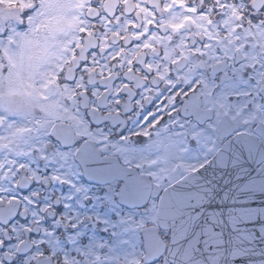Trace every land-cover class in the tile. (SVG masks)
I'll return each mask as SVG.
<instances>
[{
	"label": "snow or ice",
	"instance_id": "obj_1",
	"mask_svg": "<svg viewBox=\"0 0 264 264\" xmlns=\"http://www.w3.org/2000/svg\"><path fill=\"white\" fill-rule=\"evenodd\" d=\"M233 139L264 148V0H0V264H22L3 238L17 232L28 264H142L41 229L82 227L91 190L142 209L127 223L158 249L148 222L174 213L154 189L208 163H184L190 149L223 163Z\"/></svg>",
	"mask_w": 264,
	"mask_h": 264
},
{
	"label": "water",
	"instance_id": "obj_2",
	"mask_svg": "<svg viewBox=\"0 0 264 264\" xmlns=\"http://www.w3.org/2000/svg\"><path fill=\"white\" fill-rule=\"evenodd\" d=\"M231 143L223 163L213 156L166 191L154 189L153 197L163 196L174 215L148 226L158 249L141 230L144 263L165 256L170 264H264V148L257 141L249 152ZM159 230L170 232L168 245Z\"/></svg>",
	"mask_w": 264,
	"mask_h": 264
},
{
	"label": "flooded vegetation",
	"instance_id": "obj_3",
	"mask_svg": "<svg viewBox=\"0 0 264 264\" xmlns=\"http://www.w3.org/2000/svg\"><path fill=\"white\" fill-rule=\"evenodd\" d=\"M81 186L85 188L89 187L87 185ZM160 189L162 191L164 188ZM57 191H59V189H57ZM76 196L77 191L69 186V190L63 193L64 202L70 203V201ZM104 197L105 193L93 192L89 190L87 197L77 200L76 206L72 208V212L74 215H80L81 221H83L86 217H91V219H88L87 222L84 223L82 227H78L76 231H70L66 224H61L59 221H57L53 226H50V228L42 227L41 231L44 235L41 236V239H44L45 242L48 243L49 247L56 248L57 250L65 249L67 251L73 252L77 249L84 250L91 249L93 247H95L97 251H101L100 246L107 245L108 247L102 250V254H109L114 257L118 256L121 262H123L125 259L131 260L138 258L141 260L142 264H146L143 261L144 249H142V252H140V255L137 257L134 255L133 225L126 229L125 234L126 236L128 235V237L125 243L119 246L115 252H110V249L113 247L115 241L113 233L119 232V227H114V225L119 224V209L128 214H133L135 211L143 210L140 209L129 212L117 206L119 205L118 201L115 205H107V201L104 199ZM97 198H99V200ZM89 200L91 202H88ZM152 202V200L149 201V208L151 207ZM155 203L156 205L158 204V199H155ZM113 212H115V216H113ZM130 219L134 220V217L128 218L127 222ZM56 229H59L60 231L56 232ZM168 232L169 231L159 230L160 236L165 241L166 245H168L170 239L165 236V234ZM3 238L5 239V243H8L10 240L12 241V243L8 244V247L18 253L22 264H28V259L26 256L32 245L27 236H22L19 232H17L14 239L13 237L8 236L6 233L4 234ZM21 241H23V243H21ZM161 260L164 261L165 256L160 257L157 261L150 264H157V262ZM105 264H112V261H105ZM164 264L170 263L164 261Z\"/></svg>",
	"mask_w": 264,
	"mask_h": 264
},
{
	"label": "rangeland",
	"instance_id": "obj_4",
	"mask_svg": "<svg viewBox=\"0 0 264 264\" xmlns=\"http://www.w3.org/2000/svg\"><path fill=\"white\" fill-rule=\"evenodd\" d=\"M241 130L243 131L246 129L242 126ZM212 157H213L212 155H205L203 150L193 148V149H190L186 154H184L182 159H183L184 163L191 164L194 166H198L203 161L208 160V159L210 160ZM198 168H200V167H198ZM186 174L187 173H185L183 170H181L179 173V175H181V176H185ZM177 179H179V177ZM173 183H174V181L169 182L166 179L161 188L165 189L166 186H169ZM155 199H158V198H155ZM103 204H106V203H103ZM108 204L109 203L107 202V205ZM132 217H134V220L136 222H140L144 218L143 211H135L133 214H128V213H125L123 210L119 209V224L123 223V227H119V233H122V235L120 236V239H121V241H124V242L127 240L128 235L126 236V234H125L126 229L128 227H131V225H133V252H134L135 257H137L138 255H140V252H142L141 250L143 249V241L141 239L142 237L140 234L142 228L137 227L136 224L127 223L128 218H132ZM148 223H149L148 225H152L151 222H148ZM165 236L170 238V232L166 233ZM136 240H140V241L136 242Z\"/></svg>",
	"mask_w": 264,
	"mask_h": 264
},
{
	"label": "clouds",
	"instance_id": "obj_5",
	"mask_svg": "<svg viewBox=\"0 0 264 264\" xmlns=\"http://www.w3.org/2000/svg\"><path fill=\"white\" fill-rule=\"evenodd\" d=\"M172 191H173V192H183L184 190H182V189H176V188H175V189H173ZM157 264H164V261H163V260L158 261Z\"/></svg>",
	"mask_w": 264,
	"mask_h": 264
},
{
	"label": "trees",
	"instance_id": "obj_6",
	"mask_svg": "<svg viewBox=\"0 0 264 264\" xmlns=\"http://www.w3.org/2000/svg\"><path fill=\"white\" fill-rule=\"evenodd\" d=\"M179 180V179H178ZM176 182V181H175ZM144 219V218H143ZM149 222H151V221H149ZM140 240H136V242H139ZM142 248V247H141ZM142 251V250H141Z\"/></svg>",
	"mask_w": 264,
	"mask_h": 264
}]
</instances>
